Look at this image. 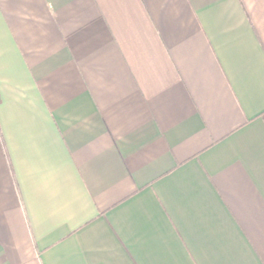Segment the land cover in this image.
<instances>
[{
  "label": "crops",
  "instance_id": "obj_1",
  "mask_svg": "<svg viewBox=\"0 0 264 264\" xmlns=\"http://www.w3.org/2000/svg\"><path fill=\"white\" fill-rule=\"evenodd\" d=\"M0 264H264V0H0Z\"/></svg>",
  "mask_w": 264,
  "mask_h": 264
}]
</instances>
